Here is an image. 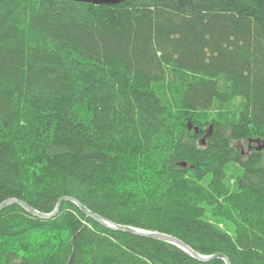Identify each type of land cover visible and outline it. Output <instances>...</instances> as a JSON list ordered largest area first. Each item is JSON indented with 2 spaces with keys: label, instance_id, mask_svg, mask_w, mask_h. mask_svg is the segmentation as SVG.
I'll return each mask as SVG.
<instances>
[{
  "label": "trees",
  "instance_id": "trees-1",
  "mask_svg": "<svg viewBox=\"0 0 264 264\" xmlns=\"http://www.w3.org/2000/svg\"><path fill=\"white\" fill-rule=\"evenodd\" d=\"M258 143L264 0H0V203L264 264ZM0 264L226 262L67 200L2 209Z\"/></svg>",
  "mask_w": 264,
  "mask_h": 264
},
{
  "label": "water",
  "instance_id": "water-1",
  "mask_svg": "<svg viewBox=\"0 0 264 264\" xmlns=\"http://www.w3.org/2000/svg\"><path fill=\"white\" fill-rule=\"evenodd\" d=\"M77 1H89V2H93V3H97V4H102V3L112 4V3H120V2H123L126 0H77ZM189 128L190 129L192 128L191 123H189ZM196 130H198V127L196 128ZM204 142H205V140H204ZM263 147H264V143L259 145L258 149H262ZM67 200L75 202L88 217L95 219L96 221L100 222L101 224L105 225L108 228L132 233V234L140 235V236H144V237L161 239V240L172 242V243L180 246L181 248L185 249L187 252H189L194 257H196L200 260H210V259H214V258H222L223 260H225L226 264H231L230 259L224 253H216V254H212V255H203V254L195 251L193 248H191L184 241H182L179 238L172 236L170 234L159 232V231L147 230V229H143V228L132 226V225H124V224L116 223V222L111 221L110 219L90 210L79 199H77L75 197H71V196L61 197L58 201V204H57L55 210L51 213L41 212V211L35 209L33 206H31L25 200L19 199V198H9V199L3 201L2 203H0V211L2 209L6 208L7 206H9L10 204L18 203V204L22 205L26 210H28L31 214L38 216V217H41V218H44V219H50V218L55 217L59 213L62 203L64 201H67Z\"/></svg>",
  "mask_w": 264,
  "mask_h": 264
},
{
  "label": "rangeland",
  "instance_id": "rangeland-1",
  "mask_svg": "<svg viewBox=\"0 0 264 264\" xmlns=\"http://www.w3.org/2000/svg\"><path fill=\"white\" fill-rule=\"evenodd\" d=\"M240 107H241V101H240V99H236L232 103H229L227 105H224V106L217 105V106H215L214 109L211 110L208 113V115L209 116H215V117H219L220 116V117L229 118V117H233L235 115V113L238 112V109ZM207 129H208V127L205 128V130H207ZM243 147L246 150L245 144L243 145Z\"/></svg>",
  "mask_w": 264,
  "mask_h": 264
},
{
  "label": "flooded vegetation",
  "instance_id": "flooded-vegetation-1",
  "mask_svg": "<svg viewBox=\"0 0 264 264\" xmlns=\"http://www.w3.org/2000/svg\"><path fill=\"white\" fill-rule=\"evenodd\" d=\"M251 148V145H249V149ZM245 152V149L243 150Z\"/></svg>",
  "mask_w": 264,
  "mask_h": 264
}]
</instances>
